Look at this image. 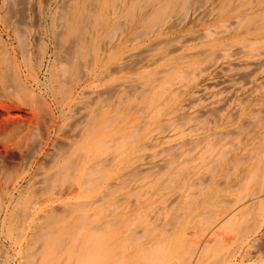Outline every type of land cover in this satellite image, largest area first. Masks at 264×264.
<instances>
[{
	"label": "rangeland",
	"instance_id": "1",
	"mask_svg": "<svg viewBox=\"0 0 264 264\" xmlns=\"http://www.w3.org/2000/svg\"><path fill=\"white\" fill-rule=\"evenodd\" d=\"M261 16L264 0H0V264H264V205L211 229L248 193L235 182L264 124ZM234 33L259 69L205 51Z\"/></svg>",
	"mask_w": 264,
	"mask_h": 264
},
{
	"label": "bare ground",
	"instance_id": "2",
	"mask_svg": "<svg viewBox=\"0 0 264 264\" xmlns=\"http://www.w3.org/2000/svg\"><path fill=\"white\" fill-rule=\"evenodd\" d=\"M142 2H144V1H142ZM254 3V2H253ZM252 5V4H251ZM114 6H116V5H114ZM132 6H133V4H132ZM179 7V6H178ZM177 7V8H178ZM250 7V6H249ZM131 8V7H130ZM162 8V7H161ZM173 9V8H172ZM218 9H219V7H218ZM165 10H167V9H165ZM179 10V9H178ZM105 12V11H104ZM257 12V11H256ZM205 15V14H204ZM162 16V15H161ZM104 17V16H103ZM163 17V16H162ZM261 17H264V16H261ZM99 18V17H98ZM204 18V17H203ZM224 18V17H223ZM100 19V18H99ZM124 19V18H123ZM260 19V18H259ZM121 20H122V18H121ZM175 22V21H174ZM234 22V21H233ZM240 22V21H239ZM228 23V22H227ZM229 23H232V22H229ZM254 23V22H253ZM172 24V23H171ZM179 24V23H178ZM225 24V23H224ZM164 25V24H163ZM220 25H222V24H220ZM149 26V25H148ZM147 27V26H146ZM212 28H214L213 26H212ZM238 28V27H237ZM246 28V27H245ZM143 30V29H142ZM145 30V29H144ZM217 30H219V28L217 29ZM222 30H224V29H222ZM230 30V29H229ZM141 32V31H140ZM218 32V31H217ZM137 33H139V32H137ZM136 33V34H137ZM197 33V32H196ZM208 33H210V32H208ZM207 33V34H208ZM216 33V32H215ZM221 33V32H220ZM254 33H256V32H254ZM207 34H206V36H207ZM211 34V33H210ZM235 35H232V36H230V37H226V38H223V39H219V38H214L213 40H212V43H210L209 44V48L207 49V50H205V51H210V50H215L216 49V47L219 45V44H227L231 49H229V50H231V51H233V55L235 54V56L236 55H238L239 56V60H245V61H242L244 64H248V63H250L252 66H256V65H259V64H261V58H257L256 59V56H255V58L253 59V60H251L250 62H248V61H246V60H248V58H245L244 59V57L242 56V52H245V50L247 51V49H243L242 48V46H240V45H236L235 47H233L232 45H231V42H234V41H236L237 39H238V34H236V33H234ZM209 35V34H208ZM190 36V35H189ZM204 36V35H203ZM211 36V35H210ZM172 37V36H171ZM197 37H199V36H197ZM205 37V36H204ZM170 38V37H169ZM176 38V37H175ZM203 38V37H202ZM235 38H237V39H235ZM190 39H193V38H190ZM198 39V38H197ZM127 41V40H126ZM160 41V40H159ZM164 41V40H163ZM172 41V40H171ZM187 41V40H186ZM214 41V42H213ZM157 42V41H156ZM221 42H223V43H221ZM158 44H159V42H157ZM183 42H181V44H182ZM156 44V43H155ZM234 44V43H233ZM254 43H251V45H253ZM149 45V44H148ZM117 46V45H116ZM156 46V45H155ZM245 46V45H244ZM248 46H250V45H248ZM255 46V45H254ZM260 46V45H259ZM159 47V46H158ZM223 47V46H222ZM125 48V47H124ZM170 48V47H169ZM111 49V48H110ZM170 51V50H169ZM172 51V50H171ZM189 52V51H188ZM221 53H222V51H220ZM223 52H225V51H223ZM230 52V51H229ZM228 52V54H231V52L229 53ZM262 52V51H261ZM140 53V52H139ZM168 53V52H167ZM187 53V52H186ZM185 54V53H184ZM189 54H192V52L190 53L189 52ZM219 54V53H218ZM167 55V54H166ZM198 55H200V54H198ZM248 55V54H247ZM125 56V55H124ZM144 56H147V53H146V55H144ZM181 56H182V54H181ZM258 56V55H257ZM123 57V56H122ZM162 57V56H161ZM177 57V56H176ZM184 57V56H183ZM182 57V58H183ZM211 58H212V56H210ZM264 56H262V58H263ZM125 58V57H124ZM215 58H217V57H215ZM225 58H226V56H225ZM159 59H161V58H159ZM179 59H181V58H179ZM142 60V59H141ZM213 60V59H212ZM208 62H210V65H209V67L211 66H213V65H216L217 64V62H218V60H214V61H209L208 60ZM235 63H236V61H234ZM136 63V62H135ZM138 63V62H137ZM186 63V62H185ZM184 63V65H188L189 63L187 62L186 64ZM231 63V62H230ZM134 64V63H133ZM228 64V63H227ZM124 65V64H123ZM175 65V64H174ZM190 65H191V63H190ZM238 65H240V62H239V64ZM121 66H122V64H121ZM182 66V65H181ZM207 66V65H206ZM224 66H227V65H225L224 64ZM229 66V65H228ZM227 66V67H228ZM230 66H232V64L230 65ZM235 66V65H234ZM237 66V65H236ZM242 66H243V64H242ZM174 67V66H173ZM199 67V66H198ZM197 66H195L194 68L196 69V68H198ZM257 67V66H256ZM256 67H254L255 68V70H256ZM260 67V66H259ZM222 68V67H221ZM225 68V67H224ZM242 68V67H241ZM258 68V67H257ZM250 69L251 68H249V71H250ZM259 69V68H258ZM95 70V69H94ZM113 70H114V68H113ZM200 70H201V68H200ZM246 70V69H245ZM253 70V69H252ZM254 70V71H255ZM262 70V69H261ZM188 71V70H187ZM161 72V71H160ZM164 72V71H163ZM223 72V71H222ZM245 72V71H244ZM253 72V71H252ZM132 73V72H131ZM162 73V72H161ZM183 73V72H182ZM187 73V72H186ZM198 73L200 74V71H198ZM236 73H238V71L236 72ZM235 73V74H236ZM245 73H249V74H251L250 72H245ZM244 73V74H245ZM254 73V72H253ZM101 74V73H100ZM108 74V73H107ZM171 74V73H170ZM178 74V73H177ZM214 74V73H213ZM218 74V73H217ZM246 75V74H245ZM244 75V76H245ZM176 76V75H175ZM178 76V75H177ZM250 76V75H249ZM248 76V77H249ZM147 77V76H146ZM151 77V76H150ZM157 77V76H156ZM155 77V78H156ZM174 77V76H173ZM181 77V76H180ZM186 77V76H185ZM184 77V78H185ZM97 78V77H96ZM100 78V77H99ZM175 78V77H174ZM245 78V77H244ZM121 79V78H120ZM138 79V78H137ZM169 79V78H168ZM176 79V78H175ZM174 79V80H175ZM247 79V78H246ZM145 80V79H144ZM173 80V81H174ZM223 80V79H222ZM221 80V81H222ZM224 80H225V78H224ZM227 80V79H226ZM244 80V79H243ZM242 80V81H243ZM248 80H249V78H248ZM260 80H261V78H260ZM165 81V80H164ZM220 81V80H219ZM135 82V81H134ZM139 82V81H138ZM141 82V81H140ZM139 82V83H140ZM168 82V81H167ZM172 82V81H171ZM207 82V81H206ZM205 82V83H206ZM223 82V81H222ZM245 82V81H244ZM260 82H262V81H260ZM204 83V84H205ZM215 83H216V81H215ZM219 83V82H218ZM237 83V82H236ZM119 84V83H118ZM121 84V83H120ZM219 84H221V83H219ZM238 84V83H237ZM116 85V84H115ZM125 85V84H124ZM134 85V84H133ZM201 85V84H200ZM199 85V86H200ZM119 86V85H118ZM148 86V85H147ZM158 86V85H157ZM173 86V85H172ZM178 89H180V90H183V91H185V90H188V91H192L191 89H190V85L189 84H185V85H182V84H178ZM212 86V85H211ZM235 86V85H234ZM243 86V85H242ZM137 87V86H136ZM209 87V86H208ZM208 87H206V89L208 88ZM238 87H240V86H238ZM116 88V87H115ZM135 88V87H134ZM149 89V88H148ZM226 89V88H225ZM96 90V89H95ZM133 90V89H132ZM136 90V89H135ZM144 90H145V88H144ZM153 90V89H152ZM195 90H197V89H195ZM199 90V89H198ZM197 90V91H198ZM233 89H231V91H232ZM256 90V89H255ZM102 91V90H101ZM115 91V90H114ZM161 91V90H160ZM197 91H196V93H197ZM201 91V90H200ZM234 91V90H233ZM238 91V90H237ZM89 92V91H88ZM178 92H179V90H178ZM230 92V91H229ZM84 93V92H83ZM140 93V92H139ZM142 93V92H141ZM180 93V92H179ZM192 93V92H191ZM216 92H214V94H215ZM221 93V92H220ZM231 93V92H230ZM99 94H100V92H99ZM157 94H159V93H157ZM219 94V93H218ZM102 95V94H101ZM173 95V94H172ZM127 96H128V94H127ZM138 96H139V94H138ZM159 96V95H158ZM209 96H210V94H209ZM208 96V97H209ZM85 97V96H84ZM133 97V96H132ZM160 97V96H159ZM213 97V96H212ZM215 97V96H214ZM213 97V98H214ZM170 98V97H169ZM206 97L204 96V99H205ZM79 99V98H78ZM119 99V98H118ZM122 99H123V97H122ZM150 99H152V98H150ZM201 99V98H200ZM208 99V98H207ZM75 100V99H74ZM191 101H192V99H190ZM196 100V99H195ZM202 100H203V98H202ZM262 100V99H261ZM149 101V100H148ZM152 101H153V99H152ZM199 102H200V100H198ZM240 101V100H239ZM122 102V101H121ZM184 102V101H183ZM187 102V101H186ZM185 102V103H186ZM82 103V102H81ZM152 103V102H151ZM188 103H190V105H191V102H188ZM188 103H186L185 105H183L184 103H182V108H185V107H188V106H186V105H189ZM193 103V102H192ZM201 103H203L202 101H201ZM245 103V102H244ZM78 104V103H77ZM123 104V103H122ZM148 104H150V102L148 103ZM167 104H168V101H167ZM226 104V103H225ZM247 104V103H246ZM82 105H86V104H82ZM152 105V104H151ZM180 106H181V104H179ZM178 105V106H179ZM150 106V105H149ZM154 106V105H153ZM226 106V105H225ZM83 107V106H82ZM117 107V106H116ZM120 107H121V104H120ZM151 107V106H150ZM158 108V107H157ZM164 108V107H163ZM212 108V107H211ZM214 108V107H213ZM215 108H216V106H215ZM215 108H214V110H215ZM208 109V108H207ZM209 109H210V107H209ZM224 109V108H223ZM243 109H245V108H243ZM243 109L242 108H240V110H239V113H238V117L239 116H241V118H240V120H243L244 118H243V116H246V115H243L244 114V111H243ZM250 109V108H249ZM78 110V109H77ZM76 110V111H77ZM129 111H131V109H128ZM146 110V109H145ZM174 110V109H173ZM212 110V109H211ZM73 111V110H72ZM135 111V110H134ZM141 111V110H140ZM157 111H158V109H157ZM174 111H176V110H174ZM174 111H173V113H174ZM197 111V110H196ZM199 111H201V110H199ZM202 111H203V109H202ZM201 111V112H202ZM237 111V110H236ZM113 112V111H112ZM126 112V111H125ZM206 112V110L203 112V114ZM235 112V111H234ZM85 113V112H84ZM171 113V112H170ZM169 113V114H170ZM197 113H199V114H201L200 112H197ZM87 114V113H86ZM206 114V113H205ZM210 114L211 113H209V117H210ZM235 114V113H234ZM262 114V113H261ZM73 115V114H72ZM198 115V114H197ZM263 115V114H262ZM196 116V115H195ZM201 116H202V114H201ZM233 116V115H232ZM83 117V116H82ZM183 117V116H182ZM188 117V116H187ZM193 117V116H192ZM114 118V117H113ZM179 119H180V117H178ZM194 118V117H193ZM207 118H208V116H207ZM110 119H112V118H110ZM176 120H177V118H175ZM174 119V120H175ZM183 119V118H182ZM81 120V119H80ZM114 120V119H113ZM92 121V120H91ZM184 121H185V119H184ZM191 121V120H190ZM204 121V120H203ZM206 121V120H205ZM112 122V121H111ZM110 122V123H111ZM126 122V121H125ZM128 122V121H127ZM126 122V123H127ZM147 122V121H146ZM163 122V121H162ZM247 122H249V121H247ZM101 123V122H100ZM104 123V122H103ZM126 123H125V126H126ZM186 123V122H185ZM184 123V124H185ZM129 124H130V122H129ZM162 124V123H161ZM160 124V125H161ZM166 124H167V122H166ZM172 124V123H171ZM179 124V123H178ZM207 124V123H206ZM245 124V123H244ZM243 124V125H244ZM249 124V123H248ZM248 124H246V125H248ZM122 126H124V124H121ZM142 125V124H141ZM148 125V124H147ZM163 125V124H162ZM165 125V124H164ZM201 125V124H200ZM251 125V124H250ZM257 125H258V123H257ZM127 126H128V124H127ZM126 126V128H129V127H127ZM138 126H140V125H138ZM169 126H171L170 125V123H169ZM143 127V126H142ZM158 127H160V126H158ZM164 127V126H163ZM165 127H167V126H165ZM178 127H180V126H178ZM178 127H174V129H172V134L171 135H178V136H185L184 134L186 133V131H183V129H180V128H178ZM196 127V126H195ZM239 127V126H238ZM255 127V126H254ZM124 129H125V127H124ZM124 129H122V130H124ZM138 129V128H137ZM160 129V128H159ZM167 129H168V127H167ZM189 129V128H188ZM192 129L194 130V127H192ZM241 129V128H240ZM252 129V128H251ZM115 130H117V128L115 129ZM114 130V131H115ZM155 130H157V129H155ZM155 130H153V131H155ZM233 130H237V126L235 127V128H233ZM119 130H117V132H118ZM125 131H128V130H124V132ZM140 131V130H139ZM195 131V130H194ZM80 132H81V130H80ZM112 133H113V131H111ZM111 132H109V134L111 133ZM116 132V131H115ZM136 132V131H135ZM190 132H191V129H190ZM224 132V131H223ZM250 132V131H249ZM105 133V132H104ZM104 133H103V135H104ZM110 134V135H113L114 136V134ZM119 133V132H118ZM121 133V132H120ZM119 133V134H120ZM160 133V132H159ZM228 133V132H227ZM251 133V132H250ZM253 133V132H252ZM93 134V133H92ZM116 134L115 136H116V138L119 136L120 137V135H122V134ZM245 134V133H244ZM100 135V134H99ZM102 135V134H101ZM100 135V136H101ZM135 135V134H134ZM226 135V134H225ZM253 136H251L250 138H251V140L247 143V145L245 144V146L242 148V151H246V150H249V149H251L250 150V153L247 155L246 154V157H247V160H246V162H245V167L243 168V173H245L244 174V176L243 177H240V178H237L236 179V182H235V184H237V187L239 188V190L241 189L242 191H244V192H246V191H248V193H246V195H245V193L244 194H242L243 196L241 197L240 196V198L239 199H234L233 200V202L232 203H230L227 207H225L224 209H220L221 211H219V210H216V211H219L218 212V214L216 215V218L218 219V220H216V222H214L213 224H214V226L212 227L211 226V229H213L214 227H216V226H218L221 222H223V221H225L226 219H229V218H231V217H233L239 210H241L242 208H245V207H247V208H249V206L250 205H252V206H254L255 205V207H256V210H257V208L259 209L261 206H263L264 205V124L259 128V129H257L253 134H252ZM125 137V136H124ZM224 137V136H223ZM107 138V134H105V138L104 139H106ZM115 138V142H117V139H119V138H117L116 139ZM136 138V137H135ZM169 138V137H168ZM171 138V137H170ZM249 138V139H250ZM94 139H96V138H94ZM93 139V140H94ZM114 139V137H112V139H111V137H110V140H113ZM122 139H124L123 137H122ZM131 139V138H130ZM167 139V138H166ZM197 139V138H196ZM234 139V138H233ZM232 139V140H233ZM97 140H98V138H97ZM102 140V139H101ZM100 140V141H101ZM120 140H121V138H120ZM124 140H126V139H124ZM150 140V139H149ZM191 140H193V139H191ZM215 140V139H214ZM103 141V140H102ZM101 141V142H102ZM128 141V140H127ZM126 141V142H127ZM163 141H167V140H163ZM197 141H199V140H197ZM234 141H237V140H234ZM93 142V141H92ZM101 142H99L98 143V141L96 142L95 141V144H98L99 145V147H101L102 148V146H100L101 145ZM111 142V141H110ZM123 142V141H122ZM121 142V143H122ZM139 142H141V141H139ZM143 142V141H142ZM86 143V142H85ZM106 143H108L107 142V139H106V141L105 142H103L102 144H106ZM129 143V142H128ZM132 143V142H131ZM122 144H124V142L122 143ZM141 144V143H140ZM146 144V143H145ZM145 144H143L144 145V147L146 146ZM98 145H96V146H98ZM173 144H171L170 146H172ZM176 145V144H175ZM235 145H237V143L235 144ZM244 145V144H243ZM95 146V145H94ZM110 146V145H109ZM119 146H121V144H119ZM124 146V145H123ZM140 146V145H139ZM141 146H142V144H141ZM192 146V145H191ZM190 146V147H191ZM209 146V145H208ZM83 147H84V145H83ZM93 147V146H92ZM122 147V146H121ZM143 147V146H142ZM197 147V146H196ZM235 147V146H234ZM81 148H82V146H81ZM103 148H105V152L108 150V148L109 147H105V145L103 146ZM102 148V149H103ZM111 148V147H110ZM109 148V149H110ZM125 148V147H124ZM153 148V147H152ZM229 148V147H228ZM80 149V148H79ZM107 149V150H106ZM117 149V148H116ZM119 149V148H118ZM136 149V148H135ZM141 148H139V150H140ZM189 149H191V148H189ZM223 149L224 148H222V151H223ZM235 149V148H234ZM138 150V149H137ZM208 150V149H207ZM213 150V149H212ZM101 152V154H105V152ZM192 151V150H191ZM225 151V150H224ZM117 152H118V150H117ZM221 152V151H220ZM91 153V152H90ZM100 153V152H99ZM156 153V152H155ZM188 153V152H187ZM186 153V154H187ZM209 154H210V152H209ZM219 154H223L222 152L221 153H219ZM219 154H217L219 157H221ZM235 154H236V152H235ZM82 155V154H81ZM97 155V154H96ZM100 155V154H99ZM117 155V154H116ZM128 155V154H127ZM152 155V154H151ZM238 155V154H237ZM110 156H111V154H110ZM109 156V157H110ZM144 156V155H143ZM142 156V157H143ZM170 156V155H169ZM224 156V155H223ZM80 157V156H79ZM130 157V156H129ZM201 158H203V156H202V153H201V156H200ZM233 157H235L234 155H233ZM94 158V157H93ZM223 158V157H222ZM244 158V157H243ZM107 159H109V158H107ZM107 159H105V160H107ZM199 159V158H198ZM221 159V158H220ZM93 160V159H92ZM117 160V159H116ZM138 160V159H137ZM238 160H239V158H238ZM79 161H80V159H79ZM91 161V160H90ZM89 161V162H90ZM111 161V160H110ZM131 161H132V157H131ZM102 162V161H101ZM136 162V161H135ZM162 162V161H161ZM166 162H168V161H166ZM175 162V161H174ZM213 162H216V161H213ZM238 162V161H237ZM240 162V161H239ZM77 163V162H76ZM79 163V162H78ZM105 163V162H104ZM104 163H103V165H104ZM188 163H189V161H188ZM188 163H187V165H188ZM86 164V163H85ZM158 164V163H157ZM169 164H171V163H169ZM186 164V163H185ZM217 164V163H216ZM78 165V164H77ZM101 165H102V163H101ZM109 165V164H108ZM130 165V164H129ZM190 165V164H189ZM210 166V165H209ZM209 166H207L208 168H209ZM212 166V165H211ZM210 166V167H211ZM233 166V165H232ZM91 167H93V166H91ZM96 167V166H95ZM99 167V166H98ZM163 167H164V165H163ZM182 167H183V165H182ZM207 167H206V170H208L207 169ZM100 168V167H99ZM142 168V167H141ZM179 168H180V166H179ZM93 169V168H92ZM101 169V168H100ZM105 169V168H104ZM107 169V168H106ZM154 169V168H153ZM161 169V168H160ZM188 169V168H187ZM210 169V168H209ZM230 169V168H229ZM229 169L227 170V171H229ZM134 170H136V169H134ZM159 170V169H158ZM180 170V169H179ZM182 170V169H181ZM226 170V169H225ZM97 171V170H96ZM98 171H100V170H98ZM97 171V173H100V172H98ZM106 171V170H105ZM149 171V170H148ZM151 171V170H150ZM156 171V170H155ZM208 172V171H207ZM94 173V172H93ZM130 173V172H129ZM137 173V172H136ZM153 173H154V171H153ZM198 173H199V171H198ZM205 173V172H204ZM228 173V172H227ZM241 173V172H240ZM239 173V174H240ZM86 174V173H85ZM92 174V173H91ZM242 174V173H241ZM101 175H102V173H101ZM156 175V174H155ZM151 176V175H150ZM240 176V175H239ZM90 177V176H89ZM88 177V179H90ZM105 178V177H104ZM159 178V177H158ZM201 178V177H200ZM256 178L259 180V183L256 185V184H254L255 183V180H256ZM83 179V178H82ZM97 179V178H96ZM101 178H99V180H100ZM174 179V178H173ZM207 179V178H206ZM226 178H224V180H225ZM118 180H120V179H118ZM86 181H87V179H86ZM98 181V180H97ZM90 182H91V179H90ZM92 182L94 183L95 181L94 180H92ZM207 182V181H206ZM81 183H83V182H81ZM96 183V182H95ZM166 183H168L167 181H166ZM183 183V182H182ZM203 183V182H202ZM88 184H90L89 183V181H87V185ZM234 184V183H233ZM81 185V184H80ZM84 185H86V183L84 184ZM241 185V186H240ZM255 185V186H254ZM90 186H92L91 184H90ZM113 186V185H112ZM164 186H166L165 184H164ZM163 186V187H164ZM230 186V185H229ZM232 186V185H231ZM85 187V186H84ZM95 187V186H94ZM110 187V186H109ZM119 187V186H118ZM198 187V186H197ZM206 187V186H205ZM89 188V187H88ZM88 188H87V190H88ZM120 188V187H119ZM141 188V187H140ZM151 188V187H150ZM178 188H180V187H178ZM94 189H96V188H94ZM115 189V188H114ZM228 189V188H227ZM230 189V188H229ZM90 190H91V188H90ZM89 190V191H90ZM137 190V189H136ZM86 191V190H85ZM115 191V190H114ZM149 191V190H148ZM196 191V190H195ZM194 191V192H195ZM219 191H222L221 189L219 190ZM109 192V191H108ZM112 192V191H111ZM158 192V191H157ZM178 192V191H177ZM249 192H251V194L249 193ZM110 193V192H109ZM148 193V192H147ZM225 193V192H224ZM138 194V193H137ZM197 194V193H196ZM250 194V195H249ZM101 195V194H100ZM177 195V194H176ZM188 195V194H187ZM224 195V194H223ZM240 195V194H239ZM84 196V195H83ZM88 196V195H87ZM219 196H221V193H220V195ZM89 197V196H88ZM103 197V196H102ZM101 197V198H102ZM186 197V196H185ZM191 197V196H190ZM82 198H84V197H82ZM104 198V197H103ZM52 199V198H51ZM80 199V198H79ZM87 199V198H86ZM96 199V198H95ZM100 199V198H99ZM188 198H185V200H187ZM81 200V199H80ZM90 200H91V198H90ZM93 200V199H92ZM133 200V199H132ZM131 200V201H132ZM189 200V199H188ZM89 201V200H88ZM98 201V199L96 200V202ZM190 201V200H189ZM76 202V204H77V201H75ZM78 202H80V201H78ZM82 203H84L83 201H81ZM94 202V201H93ZM220 202V201H219ZM95 203V202H94ZM132 203V202H131ZM185 203V202H184ZM188 203V202H187ZM186 203V204H187ZM220 203H222L223 204V202L221 201ZM75 204V203H74ZM221 204V205H222ZM82 205V204H81ZM110 205H112V204H110ZM183 205V204H182ZM188 205V204H187ZM186 205V206H187ZM105 206V205H104ZM172 206V205H171ZM87 207V206H86ZM178 207H180V206H178ZM184 207V206H183ZM223 207V206H222ZM255 207H252V210L255 208ZM103 208V207H102ZM263 208V207H262ZM146 209V208H145ZM183 209V208H182ZM261 209V208H260ZM98 210V209H97ZM244 210V209H243ZM250 210V209H249ZM251 210V211H252ZM101 211V210H100ZM156 211V210H155ZM215 211V212H216ZM245 211V210H244ZM244 211H242V213L243 214H247V213H244ZM250 211V212H251ZM260 211V210H259ZM97 212H99V211H97ZM143 212H145L144 210H143ZM166 212V211H165ZM207 212V211H206ZM85 213V212H84ZM182 213V212H181ZM252 213V212H251ZM257 213H259L258 211H257ZM264 213V212H263ZM85 214H87V213H85ZM85 214H83L84 216H85ZM208 214V213H207ZM213 214H214V212H213ZM238 214V213H237ZM236 214V215H237ZM262 214V213H261ZM260 214V215H261ZM91 215V214H90ZM97 215H98V213H97ZM177 215V214H176ZM210 216H211V214H209ZM241 215V214H240ZM248 215H249V211H248ZM252 215V214H251ZM14 216V215H13ZM138 216V215H137ZM153 216V215H152ZM179 216V215H178ZM88 217H89V215H88ZM133 217V216H132ZM135 217V216H134ZM134 217H133V219H134ZM131 218V217H130ZM12 219V218H11ZM88 219V218H87ZM118 219V218H117ZM175 219H176V216H175ZM249 219V218H248ZM7 220H9V219H7ZM106 220V219H105ZM135 220V219H134ZM185 220V219H184ZM89 221V220H88ZM114 221V220H113ZM112 221V222H113ZM133 220H131V222H132ZM149 221V220H148ZM228 221V220H227ZM261 221H262V219H261ZM6 222V221H5ZM20 222V221H19ZM23 222V221H22ZM25 222V221H24ZM83 222V221H82ZM26 223H27V221H26ZM100 223V222H99ZM155 223V222H154ZM262 223V222H261ZM1 224V223H0ZM18 224V223H17ZM20 224H21V222H20ZM34 224V223H33ZM155 224H157V223H155ZM158 224H159V222H158ZM263 224V223H262ZM35 225V224H34ZM94 225V226H93ZM92 225V227H94V228H96L95 227V225H98V224H93ZM111 225V224H110ZM230 225V224H229ZM233 225V224H232ZM253 225V224H252ZM24 226V225H23ZM22 226V227H23ZM221 226V225H220ZM250 226V225H249ZM261 226V225H260ZM30 227V226H29ZM35 227H36V225H35ZM89 227V226H88ZM93 228V229H94ZM173 228V227H172ZM260 228V227H259ZM17 229V228H16ZM15 229V230H16ZM87 229H89V228H87ZM87 229H85L86 231H87ZM148 229V228H147ZM156 228H154V230H155ZM210 229V230H211ZM263 229V228H262ZM25 230V229H24ZM142 230V229H141ZM100 231V230H99ZM189 231V230H188ZM89 232V231H88ZM91 232V231H90ZM89 232V233H90ZM137 232V231H136ZM136 232H134V233H136ZM15 233V232H14ZM13 233V234H14ZM17 233V232H16ZM18 233H19V231H18ZM17 233V234H18ZM22 233V232H21ZM86 234H87V232H85ZM84 233V234H85ZM140 233V232H139ZM151 233V232H150ZM168 233V232H167ZM167 233H166V235H167ZM261 233H262V231H261ZM12 234V233H11ZM86 234H85V237H86ZM137 234V233H136ZM164 234V233H163ZM171 234V233H170ZM228 234V233H227ZM28 235V234H27ZM91 235V234H90ZM97 235V234H96ZM142 235V234H141ZM161 235V234H160ZM14 236V235H13ZM219 236V235H218ZM221 236V235H220ZM241 236V235H240ZM11 237V236H10ZM90 237V236H89ZM93 236H91L89 239H90V241H93V240H91V238H92ZM97 237H98V235L97 236H94L93 238L95 239V241H93L94 243H96V240H97ZM106 237V236H105ZM170 237V236H169ZM84 238V237H83ZM92 238V239H93ZM164 238V237H163ZM215 238H217V237H215ZM263 238V237H262ZM86 239V238H85ZM165 239V238H164ZM223 239H225V238H223ZM30 240V239H29ZM84 240V239H83ZM132 240V239H131ZM214 240V239H213ZM13 241V240H12ZM19 242V241H18ZM108 242V241H107ZM217 242V241H216ZM225 243H226V240L224 241ZM260 242V241H259ZM14 243V242H13ZM84 243V242H83ZM90 243H92V242H90ZM94 243H93V245H94ZM214 243V242H213ZM235 243V242H234ZM256 243H258V242H256ZM12 244V243H11ZM26 244V243H25ZM98 244V243H97ZM153 244V243H152ZM179 244V243H178ZM81 246H83L82 244H81ZM81 246H80V248H81ZM87 247V246H86ZM165 247V246H164ZM30 248V247H29ZM85 248V247H84ZM91 248V247H90ZM98 248H99V245H98ZM98 248H97V250H95L96 249V247H94V249L93 248H91L92 249V251L91 252H93V258H92V260L94 259V257H96V256H98L99 254H98ZM256 248V247H255ZM6 249V248H5ZM31 249H34V248H31ZM30 249V250H31ZM104 249V248H103ZM164 249V248H163ZM258 249V248H257ZM25 250V249H24ZM27 250V249H26ZM29 250V251H30ZM95 250V251H94ZM101 250V249H100ZM89 251V250H88ZM87 251V252H88ZM163 251V250H162ZM161 251V252H162ZM252 251V250H251ZM260 251V250H259ZM83 252H86V251H84L83 250ZM100 252V251H99ZM108 252V251H107ZM250 252V251H249ZM16 253V252H15ZM19 253V252H18ZM24 253V252H23ZM97 254V255H95V254ZM102 253V252H101ZM241 253V252H240ZM251 253V252H250ZM258 253V252H257ZM27 255H28V253H26ZM121 254V253H120ZM144 254V253H143ZM147 254H149V252L147 253ZM25 255V254H24ZM84 255V254H83ZM86 255V254H85ZM88 255V254H87ZM87 255H86V257H87ZM95 255V256H94ZM109 255V254H108ZM139 255V254H138ZM157 255V254H156ZM190 255V254H189ZM8 256V255H7ZM17 256V255H16ZM144 256V255H143ZM249 256V255H248ZM31 257V256H30ZM154 257V256H153ZM156 257V256H155ZM250 257V256H249ZM15 258V257H14ZM19 258V257H18ZM90 258V260H91V257H89ZM88 258V259H89ZM109 258V257H108ZM216 258H218V257H216ZM253 258V257H252ZM231 259V258H230ZM17 260V259H16ZM82 260H85V257H84V259H82ZM95 260V259H94ZM98 260V259H97ZM100 260V259H99ZM98 260V261H99ZM97 261V262H98ZM111 260H109V262H110ZM84 262H88V263H85V264H89V263H91V262H89V260L88 261H84ZM83 261H82V263H84ZM100 262H101V260H100ZM100 262H98V264H100ZM112 262V261H111ZM3 263V262H2ZM81 262H79V264H82ZM96 263V262H95ZM103 263V262H102ZM106 263V262H105ZM113 263V262H112ZM111 263V264H112ZM91 264H94L93 262L91 263ZM109 264V263H108ZM113 264H116L115 262L113 263Z\"/></svg>",
	"mask_w": 264,
	"mask_h": 264
}]
</instances>
